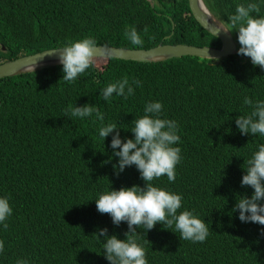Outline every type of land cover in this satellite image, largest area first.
<instances>
[{"label": "trees", "instance_id": "obj_1", "mask_svg": "<svg viewBox=\"0 0 264 264\" xmlns=\"http://www.w3.org/2000/svg\"><path fill=\"white\" fill-rule=\"evenodd\" d=\"M153 1L151 6L149 0H0V63L88 36L97 45L126 48L160 42L220 45L194 19L187 0ZM204 1L226 25L238 4L256 2L264 15V0ZM132 27L142 47L125 36ZM231 32L238 52V32ZM237 52L213 60L185 55L158 62L97 57L105 62L94 63L71 83L62 79V64L0 78V197L13 209L7 230L0 224V264L19 259L110 264L104 237L96 233L107 228L109 236L125 240L128 224L114 225L110 215L98 212L95 199L111 188L145 187V181L134 165L117 175L115 132L104 141L99 129L114 123L122 139H134L133 121L150 102H161V118L178 123L181 139L174 146L182 157L174 182L165 175L152 183L182 195L178 212L194 210L209 235L193 243L181 240L174 226L157 223L147 231L141 226L135 239L148 264H264V225L241 222L239 210L233 211L240 196L254 192L241 181L245 162L264 144V136L242 134L235 121L252 111L245 97L264 101V69ZM124 77L142 86L133 84L135 94L127 99L113 94L105 100L101 91ZM88 103L103 114V122L95 113L84 119L65 113L69 105Z\"/></svg>", "mask_w": 264, "mask_h": 264}, {"label": "clouds", "instance_id": "obj_2", "mask_svg": "<svg viewBox=\"0 0 264 264\" xmlns=\"http://www.w3.org/2000/svg\"><path fill=\"white\" fill-rule=\"evenodd\" d=\"M149 1L153 6L154 1ZM203 2L206 5L204 0ZM206 7L208 8L207 5ZM208 10L210 11L209 8ZM210 12L212 13V11ZM260 12V5L256 2L247 5L238 4L235 14L228 17L229 23L227 25L217 18L224 24L220 25V28L224 31H230L236 46L237 41L231 31L238 32L240 48L237 54L250 57L254 66L264 69V15H259ZM252 13L257 15L254 16ZM147 31L148 29L145 28L144 32ZM172 33L173 31L170 34ZM218 33H214V35L216 36ZM125 36L131 44L143 46V39L135 27L128 29ZM220 45L202 46L219 49ZM98 48L96 40L88 36L75 42L69 41L64 47L51 50L58 53L59 62L63 66L64 75L62 79L65 82H74L92 67L100 53L97 52ZM208 58L218 59L210 56ZM32 67L35 68V65ZM133 84L142 86L141 81L133 80L130 83L129 79L124 77L109 83L101 91V95L105 100H109L113 94L127 99L135 94ZM244 103L251 106L252 111L246 116L240 115L236 118L235 123L240 132L244 135L250 133L254 136L257 134L264 136V101L258 100L253 103L251 98L245 97ZM162 109L163 104L161 102H150L146 105L145 114L133 121L131 131L134 133V139L128 138L126 141L122 139L118 130L119 127L114 123H109L99 129V136L104 141L109 134L115 132L111 140V147L114 150L113 155L119 157L118 164L114 165L117 175L123 172L125 168L134 165L140 172L141 179L145 181V187H122L119 190L111 188L110 191L100 194L98 199H95L98 212L110 215L114 225L119 226L122 222L128 224V231L125 233L127 239L125 240L119 239L117 235L109 236L107 228L100 229L96 233L98 237H104V255L110 264H148L144 247L135 239L137 228H141V226L146 231L152 230L157 223L163 224L167 229L174 226L175 232L179 233L181 240L193 243H203L209 235L206 222L199 218L194 210L178 212L182 207V195L154 186L152 183L165 175L169 182H174L176 166L182 160L181 149L174 146L181 139L178 135L179 125L175 120L161 118ZM65 113H70L71 117L80 119L91 117L95 113L101 122L104 120L103 114L90 103L75 107L69 105ZM245 163L247 166L244 167V164L243 167L246 174L242 177L241 186H250L254 192L250 198L247 195L240 196L233 211L239 210L241 222L264 225V203H261L264 201V144L259 145L258 151ZM12 213L13 209L9 199L0 197V224L5 230L8 228L6 221ZM3 252L4 241L0 240V254ZM17 264H28V262L19 259Z\"/></svg>", "mask_w": 264, "mask_h": 264}, {"label": "water", "instance_id": "obj_3", "mask_svg": "<svg viewBox=\"0 0 264 264\" xmlns=\"http://www.w3.org/2000/svg\"><path fill=\"white\" fill-rule=\"evenodd\" d=\"M187 1L191 14L207 32L213 36H215L214 33L219 32L215 36L220 40L221 45L219 49L184 43H160L150 48H126L100 44L97 49V52H100L98 57H114L139 62H158L184 55L197 56L200 58H208L209 56L219 58L236 53L237 46L232 34L230 31H224L220 28V25L224 24L208 10L203 0ZM59 48L61 47L48 48L1 62L0 78L33 71L44 66L61 64L59 62L58 53L51 51ZM33 65H35V68L32 67Z\"/></svg>", "mask_w": 264, "mask_h": 264}, {"label": "rangeland", "instance_id": "obj_4", "mask_svg": "<svg viewBox=\"0 0 264 264\" xmlns=\"http://www.w3.org/2000/svg\"><path fill=\"white\" fill-rule=\"evenodd\" d=\"M104 62H105V58H102V59H101V58H97V59L95 60L94 63H95L96 65H100V64H102V63H104Z\"/></svg>", "mask_w": 264, "mask_h": 264}]
</instances>
